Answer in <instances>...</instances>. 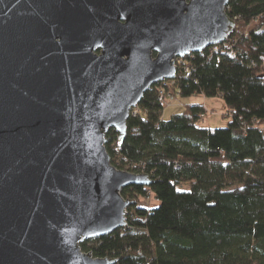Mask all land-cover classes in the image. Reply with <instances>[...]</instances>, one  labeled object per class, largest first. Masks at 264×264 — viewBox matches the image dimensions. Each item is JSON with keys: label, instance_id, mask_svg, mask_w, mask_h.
Returning <instances> with one entry per match:
<instances>
[{"label": "water", "instance_id": "obj_1", "mask_svg": "<svg viewBox=\"0 0 264 264\" xmlns=\"http://www.w3.org/2000/svg\"><path fill=\"white\" fill-rule=\"evenodd\" d=\"M230 0H0V264H113L82 242L128 225L126 137L176 60L222 44ZM156 54V55H155Z\"/></svg>", "mask_w": 264, "mask_h": 264}, {"label": "trees", "instance_id": "obj_2", "mask_svg": "<svg viewBox=\"0 0 264 264\" xmlns=\"http://www.w3.org/2000/svg\"><path fill=\"white\" fill-rule=\"evenodd\" d=\"M227 10L236 27L219 49L195 52L190 72L152 85L123 142L107 132L113 165L152 183L124 187L136 217L82 242L85 251L113 264H264V0H230ZM172 90L184 107L165 119L160 94ZM194 93L224 99L226 127L202 126L204 103L182 99Z\"/></svg>", "mask_w": 264, "mask_h": 264}, {"label": "rangeland", "instance_id": "obj_3", "mask_svg": "<svg viewBox=\"0 0 264 264\" xmlns=\"http://www.w3.org/2000/svg\"><path fill=\"white\" fill-rule=\"evenodd\" d=\"M173 91V90H172ZM183 101L185 104L187 103H192V102H197V103H204L205 108L207 109L206 113L204 114L202 118V126H208V127H226V125L229 123L231 120V117L227 115L228 107L226 105V102L224 99L220 96H214V97H207L204 94L200 93H194L192 96L189 97H182ZM183 107L177 106V105H166L165 108L163 109V118L169 119L172 114L181 112L183 110ZM263 126V125H261ZM189 188L188 184H185V186L182 187V189ZM152 194L148 196L149 202L152 204L154 207L157 205V201L155 198H152ZM129 209V208H128ZM130 214V217L132 216L136 217L135 210L129 211L127 215Z\"/></svg>", "mask_w": 264, "mask_h": 264}, {"label": "built area", "instance_id": "obj_4", "mask_svg": "<svg viewBox=\"0 0 264 264\" xmlns=\"http://www.w3.org/2000/svg\"><path fill=\"white\" fill-rule=\"evenodd\" d=\"M215 49H219L218 46L215 45ZM195 52H190L189 55L185 56V57H180L177 58L176 60V66H177V73L180 72V71H184V72H190L191 70V60L189 61L188 59L190 57L194 58L195 55H194ZM179 94L177 93V91H171V92H167V93H164L163 91H161V94H160V98L161 99H164V103H165V106L166 105H179V106H182L183 105V102L182 100L179 99ZM133 112H136L137 111V107L134 108L132 110ZM264 127V123L262 124ZM200 126V123L198 124H195V127L196 128H199Z\"/></svg>", "mask_w": 264, "mask_h": 264}, {"label": "flooded vegetation", "instance_id": "obj_5", "mask_svg": "<svg viewBox=\"0 0 264 264\" xmlns=\"http://www.w3.org/2000/svg\"><path fill=\"white\" fill-rule=\"evenodd\" d=\"M156 55V54H155Z\"/></svg>", "mask_w": 264, "mask_h": 264}]
</instances>
